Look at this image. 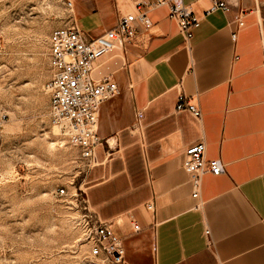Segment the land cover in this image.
<instances>
[{"label": "crops", "instance_id": "crops-1", "mask_svg": "<svg viewBox=\"0 0 264 264\" xmlns=\"http://www.w3.org/2000/svg\"><path fill=\"white\" fill-rule=\"evenodd\" d=\"M183 1L202 18L187 45L162 6L149 11L141 44L95 63V77L111 74L121 93L101 108L91 205L113 222L126 264H264V0H223L231 12L208 15L211 0ZM70 2L71 22L91 37L137 11L133 0ZM180 94L200 120L175 110ZM201 139L226 172L206 173L196 199L184 161Z\"/></svg>", "mask_w": 264, "mask_h": 264}, {"label": "rangeland", "instance_id": "rangeland-1", "mask_svg": "<svg viewBox=\"0 0 264 264\" xmlns=\"http://www.w3.org/2000/svg\"><path fill=\"white\" fill-rule=\"evenodd\" d=\"M71 20L70 0H0V264H87L86 227L105 220L99 175L49 115V36Z\"/></svg>", "mask_w": 264, "mask_h": 264}, {"label": "built area", "instance_id": "built-area-1", "mask_svg": "<svg viewBox=\"0 0 264 264\" xmlns=\"http://www.w3.org/2000/svg\"><path fill=\"white\" fill-rule=\"evenodd\" d=\"M136 12L120 15L115 25L102 34L91 37L75 22L53 30L49 36L50 78L46 83L49 95V115L68 141L80 150L81 157L90 167L99 164L97 148L104 139L98 132L102 105L121 93L120 86L111 74L96 78L95 63L118 48L139 45L142 36L153 27L149 11L166 6L169 17L176 22L179 32L187 45L193 31L200 27L202 18L197 16L190 5L183 0H133ZM216 11L230 13V5L223 0H211L205 15ZM237 29L232 33L235 40L240 28L245 25L244 13L234 16ZM175 110L188 111L200 120L202 112L195 104L180 94ZM133 130L139 131L144 118L137 112ZM106 141V140H105ZM107 142V141H106ZM204 139L191 143L185 149L184 168L191 176L192 197L199 198L202 177L206 173L221 175L226 172V164L221 158L209 159ZM65 194V189L59 190ZM147 208L153 210L149 203ZM133 230L139 226L133 221ZM206 235H210L207 228ZM84 240L88 246L87 264H126V252L122 239L115 233L113 222L96 218L86 227Z\"/></svg>", "mask_w": 264, "mask_h": 264}]
</instances>
